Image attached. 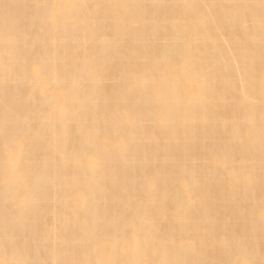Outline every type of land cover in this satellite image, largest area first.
<instances>
[{
    "label": "bare ground",
    "instance_id": "6f19581e",
    "mask_svg": "<svg viewBox=\"0 0 264 264\" xmlns=\"http://www.w3.org/2000/svg\"><path fill=\"white\" fill-rule=\"evenodd\" d=\"M0 264H264V0H0Z\"/></svg>",
    "mask_w": 264,
    "mask_h": 264
}]
</instances>
